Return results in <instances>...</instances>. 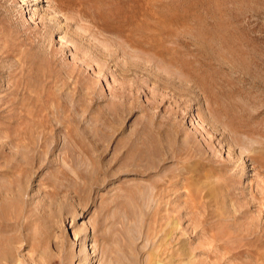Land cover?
Returning a JSON list of instances; mask_svg holds the SVG:
<instances>
[{"label": "rangeland", "instance_id": "obj_1", "mask_svg": "<svg viewBox=\"0 0 264 264\" xmlns=\"http://www.w3.org/2000/svg\"><path fill=\"white\" fill-rule=\"evenodd\" d=\"M0 246L264 264V0H0Z\"/></svg>", "mask_w": 264, "mask_h": 264}, {"label": "bare ground", "instance_id": "obj_2", "mask_svg": "<svg viewBox=\"0 0 264 264\" xmlns=\"http://www.w3.org/2000/svg\"><path fill=\"white\" fill-rule=\"evenodd\" d=\"M0 248H1V246H0ZM3 248V247H2Z\"/></svg>", "mask_w": 264, "mask_h": 264}]
</instances>
